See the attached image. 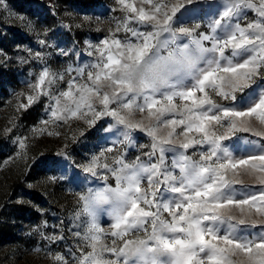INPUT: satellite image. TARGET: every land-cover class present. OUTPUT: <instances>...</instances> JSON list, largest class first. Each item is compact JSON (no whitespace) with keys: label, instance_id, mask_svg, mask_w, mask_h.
Listing matches in <instances>:
<instances>
[{"label":"snow or ice","instance_id":"1","mask_svg":"<svg viewBox=\"0 0 264 264\" xmlns=\"http://www.w3.org/2000/svg\"><path fill=\"white\" fill-rule=\"evenodd\" d=\"M117 3L125 12L117 31L123 28L130 36L121 40L111 33L101 40L95 47V63L68 69L81 80L87 70V79L69 80L68 89L58 95L52 94L51 86L63 75L45 67L33 85L36 95H29L28 104L21 105L26 109L47 96L52 103L45 125L84 119L91 127L109 116L129 130L125 140L137 129L152 138L147 161L137 158L129 164L117 157L118 167L101 165V156L112 151L109 148L82 166L93 176L105 168L116 186L90 189L79 197L82 212L90 218L83 238L91 250L82 251L78 264H264V228L247 233L245 228L256 227L257 222L249 225L231 214L239 209L243 217L254 209L264 217V188L242 199L232 188L240 183L235 177L241 172L260 173L256 179L264 186V144L246 140L259 152L249 150L239 157L234 154L238 148L225 144L238 133L264 138V87L258 96L251 95L253 85L264 82V0H223L222 13L208 24L210 32L198 37L199 23L173 28L196 0H137L139 6L129 0ZM248 10L256 19L242 26L239 19ZM132 23L150 26L152 31H139L130 27ZM177 32L188 42H178ZM36 56L42 59L41 53ZM213 94L230 103H216ZM136 112L149 121L147 127L143 120L132 118ZM253 118L259 128L253 127ZM162 128L166 136L160 135ZM34 131L43 134L45 129ZM174 137L183 139L178 147L166 148ZM18 142L22 150L26 148L24 140ZM166 152L173 154L170 163ZM161 191L173 195L159 199ZM101 204L111 205L113 223L107 235L121 238V246L115 241L112 246L103 243L106 234L97 224L95 211ZM141 229L144 238H126ZM54 259L68 264L60 254Z\"/></svg>","mask_w":264,"mask_h":264},{"label":"rangeland","instance_id":"2","mask_svg":"<svg viewBox=\"0 0 264 264\" xmlns=\"http://www.w3.org/2000/svg\"><path fill=\"white\" fill-rule=\"evenodd\" d=\"M129 2L139 6L137 0ZM120 9L117 0H4L0 4V264H58L54 259L57 254L64 256L68 264H78L82 251L91 250L83 238L90 218L82 212L79 197L87 195L90 189L116 186L114 176L105 168L100 167L93 176L83 172L82 166L109 148L112 151L106 157L101 156V165L118 167L114 163L117 157H123L129 164L137 158L148 159L152 138L137 129L131 130L130 140H125L124 133L129 130L116 124L112 117H102L91 127L84 119L45 125L52 103L47 96H40L26 109L21 107L28 104L29 95H36L33 85L45 67L63 75L62 80L57 78L51 86L52 94L58 95L68 89L69 80L77 78L76 72L68 71L69 68L85 67L97 61L95 47L101 40L111 33L121 40L130 36L123 28L117 31V25L125 18V12ZM222 10L223 0H196L180 15V22L174 23L173 28L194 27L199 23L201 27L195 35L209 33L208 24ZM254 19L255 13L248 10L239 23L244 26ZM130 27L152 31L147 25L132 23ZM177 36L178 42H188L178 32ZM37 53L42 54V59L37 58ZM162 54L166 55L167 50H162ZM86 79L87 70L83 77ZM83 80L77 78L79 83ZM260 87H264V82L253 85L251 95L258 96ZM241 95L237 93L238 97ZM213 99L218 104L230 103L214 94ZM132 118L143 120L146 127L149 125L139 112ZM251 122L253 127H260L254 118ZM41 128L45 129L43 134L34 131ZM160 135L166 136L167 130L162 128ZM21 139L26 144L23 150L18 142ZM180 139L183 137H174L173 144L165 147H178ZM246 140L264 144V138L251 133H238L225 144L239 149L234 153L237 157L248 154L249 150L258 153L259 148L246 144ZM172 155L165 153L167 163L171 162ZM188 155H193L192 149ZM194 159L198 160L199 156ZM258 175L241 172L235 177L240 181L232 185L236 198L258 194L264 188L256 179ZM228 178H233L231 173ZM144 187H147L146 181ZM172 195L161 191L158 198L167 199ZM110 208L108 204L95 208L97 224L106 234L104 244L112 246L115 241L116 246H121V238L107 235L113 223ZM231 214L236 219L244 218L249 225L257 222L256 227L245 228L247 233L264 228V217L258 216L254 209L243 217L239 209H233ZM126 238H144V230L133 231ZM105 258L109 254L105 253Z\"/></svg>","mask_w":264,"mask_h":264}]
</instances>
